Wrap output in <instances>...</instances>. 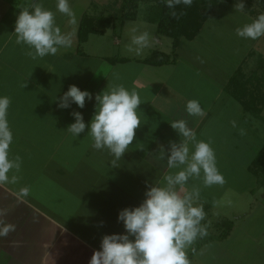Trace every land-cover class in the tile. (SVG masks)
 <instances>
[{
    "label": "crops",
    "instance_id": "crops-1",
    "mask_svg": "<svg viewBox=\"0 0 264 264\" xmlns=\"http://www.w3.org/2000/svg\"><path fill=\"white\" fill-rule=\"evenodd\" d=\"M105 1L78 0L77 4H70L77 19L76 25H71L69 17L57 11V0H0V97H9L11 101L7 117L13 133L10 158L16 155L22 158L20 170L9 173L10 178L17 177V182L0 185V210L6 213L0 220L15 225V231L0 237V264H89L94 251L101 250L103 236L126 234L123 222L118 220L120 211L140 206L149 185H163L164 176L180 170L169 169L167 159L158 158L161 146L167 154L170 142L179 143L183 139L171 127L172 122L186 120L197 141L211 142L217 166L229 164L239 151L230 157L221 144L231 141L242 130L245 133L250 125L247 115L251 113L231 94L229 81L238 68L248 79L254 74L247 72L250 62L245 65L244 61L251 52L223 76L206 64L199 62L201 66H196L193 57L173 55L175 49L169 54L149 45L147 53L144 49L141 55L127 54L121 45L122 34L114 32L110 42L116 52L109 56L99 54L86 73L87 64L82 60L86 56L81 45L92 34L79 42L78 28L84 16L93 20L102 17L100 8L109 4ZM34 2L55 13L62 33H75L70 48H60L56 55L34 60L26 54L30 51L28 46L16 43L17 16L22 8ZM86 6L93 7L92 13L88 14ZM122 22L123 28L126 22ZM93 34L106 35V31ZM187 41L192 42L193 38ZM188 50L193 54V48ZM153 51L169 54V61L158 65L144 62ZM79 56L84 58L78 59ZM54 59L66 69L67 74L61 75V80L54 74L60 70L59 66L54 67ZM102 62L110 67L108 74L99 73ZM75 63H81L82 67ZM75 69H81L79 78ZM115 84L135 90L142 104L138 110L141 126L135 139L116 166H112L114 157L107 149H94L87 133L96 110V94ZM70 85L92 94L83 109L74 102L65 109L58 107L60 97ZM248 88L252 90L251 82ZM192 99L199 102L205 115L187 114L185 106ZM73 112H80L86 124L78 137L67 131L75 123ZM233 142L235 146L231 148L237 150L235 139ZM189 147L191 154L194 147L191 143ZM233 177L224 176L226 182ZM194 180L195 183L188 181L186 188L200 189L196 204H202L206 210L205 222L215 224L229 219L228 209H233L238 189L228 183L215 185L219 192L212 201L209 192L215 186L199 184L202 177ZM23 187L30 189L27 197L18 195ZM255 199L247 213L239 215L241 211H237V218L231 217L233 226L227 237L220 240L213 237L201 244L190 259L191 264H264V224L256 223L257 219L251 215L256 208ZM250 217L252 220L246 223L249 228L245 230L244 222ZM251 221L258 227L252 228Z\"/></svg>",
    "mask_w": 264,
    "mask_h": 264
},
{
    "label": "clouds",
    "instance_id": "clouds-1",
    "mask_svg": "<svg viewBox=\"0 0 264 264\" xmlns=\"http://www.w3.org/2000/svg\"><path fill=\"white\" fill-rule=\"evenodd\" d=\"M192 3L193 0H166L169 9H175L181 4L190 7ZM234 7L236 11L243 12L245 4L242 0ZM56 9L69 17L71 25H76L77 19L69 0H57ZM170 15L179 19L184 13L178 14L173 10ZM14 33L16 43L28 46L30 51L26 54L34 60L56 55L60 48H70L75 34L62 33L56 24L55 13L36 2L21 9ZM236 34L251 40L264 36V14L242 28H237ZM148 46L149 33L145 31L132 37L128 51L141 55ZM106 89L95 96L96 110L87 134L93 141L92 147L96 150L107 149L114 157L112 166H116V161L124 156L135 139L136 130L141 126L138 110L142 101L135 90L129 91L122 84L107 86ZM92 98L90 92L70 85L68 91L60 97L58 107L65 109L74 102L83 109L86 100ZM10 102L9 97H0V185L16 183L17 177L13 175L10 178L9 173L12 170L18 172L22 164L19 155L10 158V145L13 141L7 119ZM185 110L190 116L205 115L195 99L187 101ZM72 115L75 123L69 125L67 131L78 137L85 131L86 124L80 112H73ZM171 127L183 139L179 143L170 142L167 154L161 146L158 158H166L169 169L180 170L164 176L163 185H149L146 198L140 206L120 211L118 220L123 222L126 234L103 236L101 250L94 251L89 264H191L188 250L196 253L192 246L198 238L208 235V225L202 224L206 216L203 205L196 204L200 189L194 187L189 191L186 185L190 178L200 179L201 173L204 187L223 186L226 180L218 170L211 142L197 141L195 132L188 127L186 120L174 121ZM241 134H244L243 130ZM190 143L194 147L191 154ZM29 194L28 187L21 188L18 193L21 197ZM5 214L0 210V216ZM0 225H3L0 227V237H7L15 231L13 224H4L0 220Z\"/></svg>",
    "mask_w": 264,
    "mask_h": 264
},
{
    "label": "rangeland",
    "instance_id": "rangeland-1",
    "mask_svg": "<svg viewBox=\"0 0 264 264\" xmlns=\"http://www.w3.org/2000/svg\"><path fill=\"white\" fill-rule=\"evenodd\" d=\"M249 4L246 6L248 9H251L252 14L246 12L236 11L234 5L228 4L224 1H220V3L215 6L212 11L210 12L209 17L206 21H204L203 26L199 30L197 36L193 41L187 40H180L178 46L175 48V52L173 55H178L179 58H187L193 57V63L196 66H201L200 63L206 64L210 70H217L220 72V75H225L227 72H232V70L238 66L241 60L248 54L245 61L246 63L250 62V65H247L249 69L247 72H253L255 75L249 76L251 79L252 90L257 95L261 94V100H264V36L256 39H245L241 38L236 34L237 28H242L245 24L251 23L255 20L260 14H264V0H249ZM75 2L77 4L78 0H71L70 4L72 5ZM237 4L242 2V0H236ZM244 4H246V0H243ZM105 3H109L107 8H100L102 12L100 13L102 17H107L109 15H116L119 16L120 6L122 0H107ZM136 10L133 19H137L135 21H126L125 26L122 28L121 24L122 21L118 19H114L113 24L107 26L104 30L106 31V35H96L92 32V36L88 39L86 43L81 45L83 55L86 56L84 62L86 65V73L88 66L95 62V59L102 54L103 56L113 55L116 52V48H113V42H110V39L113 37L114 32L121 33L122 36L120 37L121 45L127 52V54H131L132 52L128 51V46L131 45L129 38L130 34L137 35L138 32L146 31L149 33V45L152 46V49L158 50H165L167 53H171L173 51V43L170 37L164 36L162 34L156 33L155 25L151 22L146 21V14L148 10V5L150 1L148 0H136ZM248 3V2H247ZM89 9L87 12L88 14L92 13L93 7L86 6ZM97 11V10H96ZM125 12H133L130 8L126 9ZM125 12L123 14H125ZM103 20V18H102ZM128 20H132L129 19ZM101 22V19H100ZM95 25V24H94ZM107 25V24H106ZM110 25V22L109 24ZM106 27V26H105ZM131 32V33H130ZM130 33V34H129ZM88 34V35H89ZM139 35V34H138ZM124 36H128L124 38ZM157 39V40H156ZM150 42H152L150 44ZM110 43V44H109ZM161 44H164L161 45ZM163 46V47H162ZM132 47H135L132 45ZM149 47V46H148ZM193 48V54H189L192 51L188 49ZM144 50V49H143ZM146 53L149 49L145 48ZM114 52V53H113ZM189 54V55H188ZM251 55V56H250ZM185 56V57H184ZM79 58H84L79 56ZM56 59V57H55ZM54 59V67L59 66L60 70L55 71V75L59 80H61V75H66V69L61 68V62ZM197 62V63H196ZM200 62V63H199ZM244 63V62H243ZM100 63L99 73L102 75L108 74L107 72L110 70V67H106V65H102ZM75 66H81V63H75ZM129 66H126L125 71L128 72ZM80 67V68H81ZM244 69V68H243ZM75 69V75H81V69ZM58 72V74H57ZM63 72V74H62ZM74 72V70H73ZM131 73L126 74L129 76ZM83 79L79 80L82 84ZM81 89V87H79ZM262 114L257 116H253L248 114V121L250 125L245 129L246 132L244 134H239L234 136L231 141H227L222 143L223 148H225V152L228 153V156H232L233 158L231 162L225 163L224 165L217 166L219 172L223 176H231L233 175V179L231 182H226L231 186H235L238 190V196L234 198V207L233 209H228L231 211V215H229V219L225 218L226 220H232V218H237L238 213L237 211H241L239 215L245 214L249 211V209L254 204V199L256 200V208L252 212V217L256 218V223L264 224V177L259 174L257 169H254L252 162L253 159L256 157V153L258 152L259 148L262 144H264V106H262ZM240 123V120H239ZM221 131V130H220ZM222 132V131H221ZM223 136L224 133L222 132ZM235 139L236 145L238 149H232V146H235L233 142ZM233 142V143H232ZM254 146L252 148L250 146ZM223 164V160H222ZM228 164V165H227ZM244 164V165H243ZM201 177L203 178V173H201ZM189 181L191 183H195L196 181L194 178H190ZM194 181V182H193ZM199 184L203 185V182H198ZM215 186V185H213ZM219 186L220 185H216ZM212 187V190L209 192V199L213 201L216 198V194L219 192V187ZM206 211V210H205ZM245 212V213H243ZM247 216V215H246ZM232 217V218H231ZM249 219V220H248ZM252 220L251 217L245 220V230H248L249 226L246 223ZM218 222L215 224L217 225ZM247 223V224H248ZM255 221L250 223V226L253 228H257L258 224ZM215 224L212 222H205V225H208V235H213L217 233V229ZM190 250V249H189ZM188 250V253H189ZM197 264V263H194Z\"/></svg>",
    "mask_w": 264,
    "mask_h": 264
},
{
    "label": "trees",
    "instance_id": "trees-1",
    "mask_svg": "<svg viewBox=\"0 0 264 264\" xmlns=\"http://www.w3.org/2000/svg\"><path fill=\"white\" fill-rule=\"evenodd\" d=\"M135 1L136 0H122L120 6L121 14L116 17H97L95 20H93L88 16H84L78 28L79 42L84 41L87 35L91 32L102 33L106 24L108 25L109 22L114 19H118L120 21H123L126 18L133 19L136 10ZM148 1H150V3L148 5L146 20L155 25V30L157 33L172 39L173 49L178 46L180 40H190L197 36L199 30L203 26L204 21L207 20L212 9L217 6L220 1H224L234 6L237 4L236 0H193V3L190 7L181 4L176 6L175 9H169L166 6V0ZM249 2V0H246L244 12L252 14L251 9L246 7ZM128 8H131L133 12H125V10ZM173 10H175L178 14L183 12L184 15L180 16L179 19H175L170 15L171 11ZM124 12L125 14H123ZM91 23L92 25L89 26ZM169 57V54H166L162 51H153L148 57L143 59V61L158 65L168 62ZM250 79V77L249 79L246 78L242 70L238 68L231 76L229 85L231 88V94L237 98L243 108L252 115L257 116L262 111L264 100H261V94L257 95L256 93L258 92H254L248 88V83L250 84L251 82ZM252 165L254 169H257L259 174L264 177V144L261 145L258 152L256 153V157L253 159ZM202 224H205V220L202 221ZM232 226L233 223L231 220H219L216 226L217 234L215 236L210 235L204 238H198L192 247H194L197 251L202 243L212 239L213 237L219 240L224 239L230 233ZM193 255L194 254L190 249L188 253L189 259H191Z\"/></svg>",
    "mask_w": 264,
    "mask_h": 264
}]
</instances>
